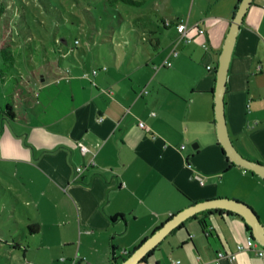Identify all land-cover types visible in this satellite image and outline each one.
<instances>
[{
    "label": "crops",
    "instance_id": "0c3cea01",
    "mask_svg": "<svg viewBox=\"0 0 264 264\" xmlns=\"http://www.w3.org/2000/svg\"><path fill=\"white\" fill-rule=\"evenodd\" d=\"M148 1L163 29L149 38L151 50L91 54V65L75 59L90 52L78 51L73 63L34 76L28 94L0 104V258L8 264H119L173 215L206 200L243 202L264 226V181L228 159L215 120L218 59L241 0ZM177 22L203 33L178 41ZM224 103L234 146L264 164V0H253L240 26ZM249 228L236 213L204 211L139 264H209L219 251L236 253L221 264H264L237 252Z\"/></svg>",
    "mask_w": 264,
    "mask_h": 264
},
{
    "label": "rangeland",
    "instance_id": "374dc122",
    "mask_svg": "<svg viewBox=\"0 0 264 264\" xmlns=\"http://www.w3.org/2000/svg\"><path fill=\"white\" fill-rule=\"evenodd\" d=\"M0 2H5L7 10L0 17V104L5 100L13 104L14 94H28L34 76L48 75L54 68L63 67V62L73 63L78 51L90 52L87 58L83 53L75 58L88 65L93 63L91 54L100 59L105 55L107 60L114 55L123 58L139 54L142 47L151 50L149 38L163 32L149 1L139 7L112 6L107 0ZM61 38L67 45L58 44ZM75 40L78 45H74ZM0 219L6 222L1 210ZM0 264L8 262L0 258Z\"/></svg>",
    "mask_w": 264,
    "mask_h": 264
},
{
    "label": "water",
    "instance_id": "95a60500",
    "mask_svg": "<svg viewBox=\"0 0 264 264\" xmlns=\"http://www.w3.org/2000/svg\"><path fill=\"white\" fill-rule=\"evenodd\" d=\"M252 2L253 0L240 1L218 59L214 89L215 120L218 139L228 159L235 165L245 170L252 171L254 174L264 179V164L247 159L238 152L230 138L225 118L224 96L226 92L228 68L237 34ZM216 209L226 210L240 215L250 227L253 238L261 246H264V226L252 208L234 199L220 198L194 203L176 213L119 264H139L166 235L184 223L187 219L201 212Z\"/></svg>",
    "mask_w": 264,
    "mask_h": 264
},
{
    "label": "built area",
    "instance_id": "2783aa9c",
    "mask_svg": "<svg viewBox=\"0 0 264 264\" xmlns=\"http://www.w3.org/2000/svg\"><path fill=\"white\" fill-rule=\"evenodd\" d=\"M170 22H166V24H169ZM175 27L179 33V38L178 41H190V39L187 37V34L190 30L196 29L199 33H203V30L198 27L197 24L194 25H187L183 22H177L175 24ZM74 44H78V41H75ZM171 53L173 55H176V49L175 47L172 48ZM162 66H170V62L168 60H164L162 63ZM209 68V67H208ZM145 93L147 91H144ZM152 115H155L152 113ZM102 120V119H101ZM139 126L141 128L145 127V124L143 122L139 123ZM79 149L82 153H85L87 151V148L83 144H79ZM84 167L78 166L76 167V173H81L83 172ZM241 251H253L257 257H263L264 256V246H261L254 238L252 235L248 236L246 241L244 243H240L237 245V252ZM127 254V253H126ZM236 256V253L234 252H225V251H219L217 252L216 258L209 264H221L223 260L232 262L234 261ZM64 258H61V261H64ZM75 260H73L72 264H75Z\"/></svg>",
    "mask_w": 264,
    "mask_h": 264
},
{
    "label": "trees",
    "instance_id": "16d2710c",
    "mask_svg": "<svg viewBox=\"0 0 264 264\" xmlns=\"http://www.w3.org/2000/svg\"><path fill=\"white\" fill-rule=\"evenodd\" d=\"M108 1V3L110 4V5H112V6H117V5H119V4H125V5H128V6H132V7H139V6H141L143 3V1H138V0H107ZM7 10H6V4H5V2H0V17H2V14L3 13H5ZM59 41H60V43H58L59 45H61V46H63V44L64 45H67V41L65 40V39H63V38H61V39H59ZM59 41H57V42H59ZM75 45V44H74ZM65 47V46H64ZM11 107L8 105V106H6V109H5V113L6 114H9V109H10ZM246 171H248V172H250V173H253L252 171H249V170H246ZM263 181H264V179H263ZM199 223H200V226L202 227V229L204 230V231H206L207 229H208V225H207V223H206V220L205 219H201L200 221H199ZM30 229H33V227H30ZM250 229V228H249ZM36 230H37V227H36ZM35 230V231H36ZM206 233H208V232H206ZM251 235V234H250ZM144 242V241H143ZM142 242V243H143ZM141 243V244H142ZM136 249V248H135ZM126 256H128V254H126ZM124 260V259H123Z\"/></svg>",
    "mask_w": 264,
    "mask_h": 264
}]
</instances>
